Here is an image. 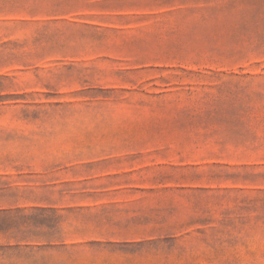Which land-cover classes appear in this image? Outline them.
Wrapping results in <instances>:
<instances>
[{"label":"rangeland","instance_id":"rangeland-1","mask_svg":"<svg viewBox=\"0 0 264 264\" xmlns=\"http://www.w3.org/2000/svg\"><path fill=\"white\" fill-rule=\"evenodd\" d=\"M0 264H264V0H0Z\"/></svg>","mask_w":264,"mask_h":264}]
</instances>
